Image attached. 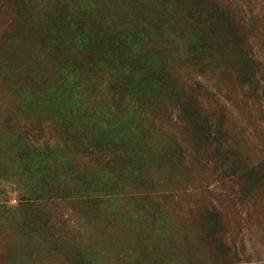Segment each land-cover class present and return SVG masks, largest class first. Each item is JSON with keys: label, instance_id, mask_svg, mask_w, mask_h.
<instances>
[{"label": "rangeland", "instance_id": "1", "mask_svg": "<svg viewBox=\"0 0 264 264\" xmlns=\"http://www.w3.org/2000/svg\"><path fill=\"white\" fill-rule=\"evenodd\" d=\"M0 264H264V0H0Z\"/></svg>", "mask_w": 264, "mask_h": 264}]
</instances>
